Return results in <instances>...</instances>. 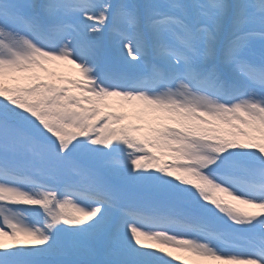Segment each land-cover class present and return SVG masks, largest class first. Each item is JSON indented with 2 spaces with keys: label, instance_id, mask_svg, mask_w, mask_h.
Segmentation results:
<instances>
[{
  "label": "snow or ice",
  "instance_id": "snow-or-ice-1",
  "mask_svg": "<svg viewBox=\"0 0 264 264\" xmlns=\"http://www.w3.org/2000/svg\"><path fill=\"white\" fill-rule=\"evenodd\" d=\"M176 260L264 264V0H0V264Z\"/></svg>",
  "mask_w": 264,
  "mask_h": 264
},
{
  "label": "rangeland",
  "instance_id": "rangeland-1",
  "mask_svg": "<svg viewBox=\"0 0 264 264\" xmlns=\"http://www.w3.org/2000/svg\"><path fill=\"white\" fill-rule=\"evenodd\" d=\"M227 198V197H226ZM250 211H255V209H249ZM175 255L177 256H183L184 254L182 253H179V252H176L174 253ZM173 264H181V261L180 260H176V261H173Z\"/></svg>",
  "mask_w": 264,
  "mask_h": 264
}]
</instances>
